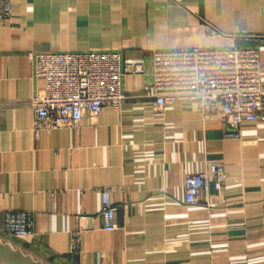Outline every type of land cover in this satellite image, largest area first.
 <instances>
[{
    "label": "crops",
    "instance_id": "0c3cea01",
    "mask_svg": "<svg viewBox=\"0 0 264 264\" xmlns=\"http://www.w3.org/2000/svg\"><path fill=\"white\" fill-rule=\"evenodd\" d=\"M0 9V239L45 264H264V120L241 138L192 102L157 110L149 75H128L123 107L79 127L34 130L30 52L255 47L264 87V0H9ZM225 165L228 179L186 203L190 172ZM118 227L104 229L102 187ZM8 210L33 213V232L4 230ZM78 233L75 236V233Z\"/></svg>",
    "mask_w": 264,
    "mask_h": 264
},
{
    "label": "built area",
    "instance_id": "2783aa9c",
    "mask_svg": "<svg viewBox=\"0 0 264 264\" xmlns=\"http://www.w3.org/2000/svg\"><path fill=\"white\" fill-rule=\"evenodd\" d=\"M3 16L11 2L0 0ZM34 77L45 79L31 100L34 130L78 128L85 113L98 116L107 108L121 109L128 95V75H149L144 95L157 110L176 103L192 102L208 119L219 118L232 128L227 135L241 138L245 122L264 120V87L260 50L255 47L153 50L149 56H131L118 50L30 52ZM149 61V62H148ZM223 189L228 173L224 164L190 172L185 178L186 203L196 205L208 198L209 180ZM117 186L102 187L104 229L118 227L114 195ZM35 218L27 210H8L4 230L13 237L33 232ZM78 233H75L77 236Z\"/></svg>",
    "mask_w": 264,
    "mask_h": 264
},
{
    "label": "water",
    "instance_id": "95a60500",
    "mask_svg": "<svg viewBox=\"0 0 264 264\" xmlns=\"http://www.w3.org/2000/svg\"><path fill=\"white\" fill-rule=\"evenodd\" d=\"M0 264H45L32 255L0 239Z\"/></svg>",
    "mask_w": 264,
    "mask_h": 264
}]
</instances>
